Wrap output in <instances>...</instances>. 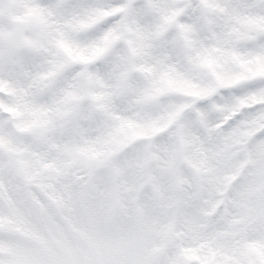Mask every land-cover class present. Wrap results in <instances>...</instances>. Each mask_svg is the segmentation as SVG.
<instances>
[{"label": "snow or ice", "instance_id": "6c2138e0", "mask_svg": "<svg viewBox=\"0 0 264 264\" xmlns=\"http://www.w3.org/2000/svg\"><path fill=\"white\" fill-rule=\"evenodd\" d=\"M0 264H264V0H0Z\"/></svg>", "mask_w": 264, "mask_h": 264}]
</instances>
